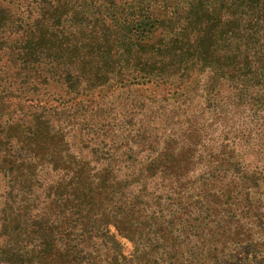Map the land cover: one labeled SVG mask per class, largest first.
I'll list each match as a JSON object with an SVG mask.
<instances>
[{"label":"trees","instance_id":"1","mask_svg":"<svg viewBox=\"0 0 264 264\" xmlns=\"http://www.w3.org/2000/svg\"><path fill=\"white\" fill-rule=\"evenodd\" d=\"M263 29L264 0H0V264L231 260L264 218ZM112 83L106 141L76 96Z\"/></svg>","mask_w":264,"mask_h":264},{"label":"rangeland","instance_id":"2","mask_svg":"<svg viewBox=\"0 0 264 264\" xmlns=\"http://www.w3.org/2000/svg\"><path fill=\"white\" fill-rule=\"evenodd\" d=\"M261 33L264 34V29ZM57 90L59 91L58 88ZM136 92V89H130L128 91L127 88L120 89L118 86H115L114 83H112V87L107 86L100 90L97 89L89 93L79 94L78 96H76L77 101L83 99L84 102L82 107H80V110L77 111L76 117L78 119H96V121L103 119L106 121L105 123H110L109 125L107 124L103 129V134L107 133L109 137L108 139H106V141H109L111 140L110 138H113L115 130L118 129V123H120V121L128 120V118L130 117L129 116L126 119L125 114L128 107L133 106L132 104H134V101H132V95L137 94ZM75 101L76 99L73 100V103H75ZM169 101L172 102V100ZM201 101L202 99L199 100V102ZM189 102L190 101H186V103ZM197 102V98L193 99L192 101L193 104ZM67 105V108H70L69 105L71 104L67 103ZM98 107L101 108L102 111L96 112L95 109H98ZM130 112H133V110H130ZM166 113L167 111L159 119H166ZM131 118L132 117H130L129 119ZM55 119L64 118H60L59 114L55 113ZM92 121V123H95L94 120ZM95 132L96 131L93 130L92 127L89 128L88 125L84 127L76 124L74 129L70 132L68 138L72 151L81 156L88 155L89 144L87 141L92 136L98 137V135L100 134H96ZM102 137L103 136H101V138ZM114 140L111 142L112 144L115 143ZM108 146L106 147V149L108 148ZM254 197H258V194L254 195ZM261 225L262 226H260L258 230L254 229L251 231L253 235H250L249 238H247L245 235H242L243 240L241 242L237 243L236 246L231 245L225 250V253L223 254V257L225 259H227L229 254H234V256L230 258L231 260L227 261L226 264H264V218L262 219ZM119 241L121 244V250L126 257V264H170V257L167 256V258H165V253L162 256L157 255V251L152 254L150 258L151 260L146 261L145 259L141 258L140 254L144 251L146 252V254H151L149 251L155 248L154 246L136 247L133 245L132 241L123 237H119ZM199 244L200 243L198 242V245L195 248L197 251L201 248V245ZM154 258L156 260H154ZM194 260L196 261L195 258Z\"/></svg>","mask_w":264,"mask_h":264}]
</instances>
